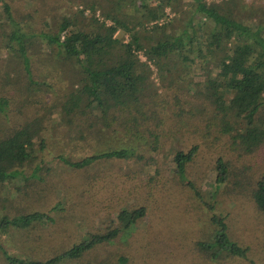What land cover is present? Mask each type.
<instances>
[{"label":"rangeland","instance_id":"1","mask_svg":"<svg viewBox=\"0 0 264 264\" xmlns=\"http://www.w3.org/2000/svg\"><path fill=\"white\" fill-rule=\"evenodd\" d=\"M91 1L0 0V98L9 99L8 105L0 109V139L32 118H41L34 159L18 167L22 174L31 176L0 182V224L1 218L34 212L51 216L49 221H35L25 228L0 225V264H17L15 259L19 258L44 261L84 241L89 234L114 228L122 235L113 243L98 246L81 259L64 260L60 264H117L121 256L132 264H264V215L257 210L251 196L253 184L264 177V145L251 155L237 157L226 138L212 132V142L201 145L187 167L185 180L173 161L177 150H186L196 141L194 124L188 118L199 114L202 108L195 92L196 87L203 85L207 74L203 70L211 66L210 57L184 62L178 56L179 65L172 68V74H182L176 83L182 88L190 86V97L184 98L185 101L201 107L190 113H183V105L178 107L174 97L167 94L168 82L151 66L156 83L141 98L151 119H139V125L129 121V117L115 114L110 128L98 122L91 129L79 130L60 105L74 87L72 69L77 66L64 62L55 46L52 49L38 36L28 50V57L32 79L43 84L36 88L31 85L34 89H29L31 81L22 64L3 46L4 42L15 46L14 42H8L11 27L3 2L9 4L11 14L24 32L39 34L55 32L62 17L85 30L97 28L102 21L111 25L110 20L101 17L105 10L97 7L93 15L98 24L92 26L89 19L92 12L88 8ZM180 1L178 11L166 6L165 17L158 22H168L166 32L171 36L184 27L189 32L195 30L194 51L188 55L193 58L197 55V42L203 43V33L197 16L192 19L196 25H188L192 9L187 0ZM238 2L244 13L251 8L264 9V0ZM96 4L111 7L113 2L97 0ZM156 4L161 3L153 0L151 5ZM140 13L141 10L125 5L121 15L133 21ZM145 25L148 29L152 24ZM115 37L124 43L128 41V35L121 31ZM139 58L145 61L142 54ZM184 108L188 110L189 106ZM229 117L233 122L238 121L239 128L245 127L244 120ZM153 136L157 138L156 150H152ZM40 141L43 148L38 146ZM124 147L133 149L142 160H103L85 169L73 168L60 160L63 156L75 161ZM218 156L229 159L233 170L224 183L217 182L214 164ZM191 188L198 190L201 198ZM144 204L150 212L130 228L117 221L121 211ZM218 221L224 225L228 238L244 249V256L230 251L212 255L220 247L215 244V237L222 229Z\"/></svg>","mask_w":264,"mask_h":264},{"label":"trees","instance_id":"2","mask_svg":"<svg viewBox=\"0 0 264 264\" xmlns=\"http://www.w3.org/2000/svg\"><path fill=\"white\" fill-rule=\"evenodd\" d=\"M111 1V7L97 5V0L88 4L92 12L89 19L93 27L98 24L93 15L98 8L105 10H102L101 17L110 20L111 25L102 21L97 28L85 30L69 18L62 17L55 32L39 34L24 32L11 14L9 4L3 2L7 23L11 27L8 42H14L15 48L6 42L3 46L22 64L31 81L28 85L30 90L34 89L31 85L36 88L43 84L32 79L28 57V50L34 46L38 36L52 49L55 46L57 55L64 62L77 66L72 69L75 73L72 81L74 87L65 95L60 105L62 104L61 111L71 116L70 122L78 126L79 130L91 129L98 122H103L105 127L110 128V121L116 119L115 114L129 117V121L136 125H139V119H151L146 114V105L141 98L156 83L152 79L153 66L157 68L159 77L168 82L165 84L167 94L174 97L178 107L183 105V113L201 108L199 106L202 103L200 113L188 118L194 124L195 143L186 150H177L173 156L176 171L183 180L187 176L188 165L198 155L201 145L212 142V132L219 134L220 138H226L237 157L251 155L264 145V9L251 8L244 13L238 0H220L219 3L187 0L192 9L188 25H196L192 19L197 16L199 29L203 33V43L197 42V55L192 58L188 55L194 51L197 40L195 30L189 32L184 27L180 33L171 36L166 32L168 22H158L165 17L166 6L178 11L180 0H157L161 4L155 6L151 5L153 0ZM125 5L141 10L140 16L129 21L121 15ZM82 13L83 10H80V14ZM146 23L152 24L151 27L147 29ZM118 31L128 35L127 42L115 37ZM139 54L145 57V61L139 58ZM178 56L184 62L210 57L211 66L203 70V74L207 72L203 85L196 87L195 95L200 99L199 106L193 101H185L184 98L190 97V86L182 88L176 83L182 74H172V68L179 65L176 63ZM61 66L63 67L62 62ZM8 103L7 97H1L0 109L3 110ZM185 106H189V109L184 108ZM49 111L50 107H47L46 112ZM229 116L235 117V120H244L245 127L239 128L238 121L233 122ZM40 130L41 118L34 117L0 139V182H11L19 176L28 179L31 176L22 174L18 167L34 159V143ZM153 137L152 150H156L157 138ZM38 146L43 148V142L40 141ZM131 158L142 160L133 149L125 147L75 161L60 156V160L69 166L84 169L103 160ZM214 165L218 183L226 182L233 174L230 160L223 156H218ZM188 184L192 187V182L188 181ZM251 188L252 200L257 210L264 215V177L257 180ZM191 189L196 197L201 198L198 190ZM148 212L150 211L145 204L123 210L117 215V221L130 228ZM50 217L46 212H34L10 219L1 218L0 225L11 224L17 228H25L35 221H49ZM218 222L222 229L215 237V244L220 247L212 255L218 256L224 251H230L244 256V249L228 238L224 225L221 221ZM120 235L122 233L118 228L89 234L84 241L47 260L19 258L15 259V263L60 264L64 260L81 259L96 247L113 243ZM117 264L132 263L127 257L121 256Z\"/></svg>","mask_w":264,"mask_h":264}]
</instances>
